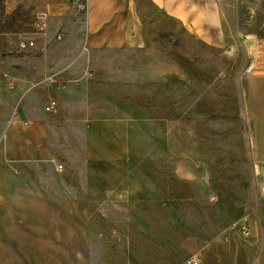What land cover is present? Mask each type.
Returning a JSON list of instances; mask_svg holds the SVG:
<instances>
[{"label": "rangeland", "instance_id": "374dc122", "mask_svg": "<svg viewBox=\"0 0 264 264\" xmlns=\"http://www.w3.org/2000/svg\"><path fill=\"white\" fill-rule=\"evenodd\" d=\"M234 2L238 21L232 30L233 45H213L193 29L168 24L153 35L139 36L136 47L123 50L130 51L132 58L103 61L101 71L114 68V75L89 76L90 82L83 88L77 85L73 92L50 88L46 82L31 83L35 87L30 93L35 94L39 110L51 115L48 130L52 135L50 140H35L36 146L28 142L35 149L39 146L31 159L53 167H10L18 165V156L12 157L5 146L17 121L16 108L23 104L21 92H14L21 85L18 68L21 59L34 52V47L20 49L18 43L28 38L36 42L33 22L37 15L34 0H0V203L22 191L30 201L42 203L26 213L27 250L0 251V264H121L129 262V256L134 264H143L145 252L138 241L152 230L153 242L169 245L170 231L165 235L160 230L168 223V213L180 208L193 212L194 181L201 184L203 217L209 216L208 197L218 194L222 201L234 197L230 207L234 218L246 215L248 197H254L257 167L250 152L243 82L248 74L264 70V0ZM10 76L15 77L13 87L8 84ZM50 96L56 104L47 112L43 106ZM60 98L64 100L58 108ZM16 125L18 136L27 139L47 127ZM83 180H105L122 193H131L132 199L122 200L133 201L132 212L114 220H96L87 218L79 203L74 205L77 213H72L69 202L74 199L67 193L81 190L71 186ZM30 181L38 185L52 181L58 187L16 186L18 182L32 186ZM48 190L55 193L48 194ZM93 206H98L96 201L90 212ZM248 216L252 219L249 212ZM250 222L252 228L245 238L254 247L247 252L245 264H264V211L259 224ZM1 223L0 219V232ZM99 223H105L98 228L104 237L96 233ZM224 223L218 244L232 233L231 221ZM240 227L235 228L240 231ZM115 231L131 236L134 251L126 252L123 241L106 251L97 250L96 245L87 249L95 243L92 235L107 243V234Z\"/></svg>", "mask_w": 264, "mask_h": 264}, {"label": "crops", "instance_id": "0c3cea01", "mask_svg": "<svg viewBox=\"0 0 264 264\" xmlns=\"http://www.w3.org/2000/svg\"><path fill=\"white\" fill-rule=\"evenodd\" d=\"M82 3L84 7L79 9L77 2L72 0H34L33 11L37 15L35 20L41 18L45 28L37 31L36 42L31 39L34 52L30 57L21 59L18 68L21 74L17 82L21 85L14 92H21L23 104H18L16 108L17 121L14 122L15 127L9 133L5 146L6 152L12 154V157L15 153L18 156L16 162L18 165L10 167H53V165L37 164L31 159L39 152V146L35 149V146L39 145L35 140L46 141L52 138L48 130L51 115L42 114L39 110L35 102V94L30 93L35 87H31V83L46 82L50 88L56 86L57 89L66 88L73 92L77 85L80 84L83 88L85 83H89L91 80L89 76L114 75L112 72L114 68L104 66L101 71L103 61L132 58L129 55L130 51L123 50H127L130 45L136 47L139 36H147L146 32L153 35L155 29L160 27L163 29L168 24L175 29H193L205 42L213 45L234 44L231 39L232 30L238 21L234 0H82ZM123 52L128 55H123ZM151 56L154 58L153 53ZM31 74L36 75L37 79L31 80L29 78ZM8 84L13 87L15 77L10 76ZM243 95V108L251 135L250 152L254 166L257 167L256 184L252 183L254 197H248L250 202L246 207L252 219L248 216V212L239 219L234 218L230 211V207L234 206V197L222 201L223 198L218 193V196L208 197L210 212L208 219L203 217L199 210L202 204L201 184L194 181L193 184H197V194L191 197L194 201L193 212L187 211V208H180L177 212L168 213L166 218L168 223L160 230L164 231L165 235L168 234V230L170 231L169 245L153 242L152 230L145 239L138 241V246H143L141 252H145L143 264H188L187 260L190 258H198V264H245V256L254 245L245 238L246 235L241 230L237 231L235 227L244 224L249 230V235L252 228V225L248 227L249 220H252L250 224L254 223L256 226L262 219L264 211V70L248 74L244 78ZM50 97L47 103L54 101L56 104V100ZM61 97H63L62 93ZM63 100L62 98L57 100L58 108L62 107ZM24 119L31 120L32 129L38 123L47 127H44L40 135H30L28 139L26 136L19 137L16 133V124L23 126ZM30 141L34 142V147H31ZM21 156L24 158H20ZM106 182L83 180L81 185H72L71 187L81 190L67 193V197L74 199L69 202L71 212L77 213L74 211L76 210L74 205L80 203L82 213L87 214V218L96 220H114L120 218L119 215L122 213H131L133 205L131 193L129 192V195L123 192L126 193L123 197L122 191L118 190L116 185L111 186ZM28 183L33 185L18 182L16 186L48 189L58 187L52 185L55 184L52 181H40V185L37 181ZM16 186L11 185V187ZM46 192L55 193L51 190ZM22 194L24 195L25 192H19L18 196H8L5 203L3 201L0 203L1 252L27 250V233L24 231L26 213L33 210L35 204L42 203L34 199L30 201ZM129 196H131L129 202L122 200ZM218 200L221 201L218 203ZM95 201L98 206H93L95 210L90 212V206L94 205ZM152 205L151 198V208ZM33 218L34 216L31 217ZM228 219L231 221V226L228 227L232 233L224 243L218 244L220 234H223L225 229L224 221ZM103 226L105 223H99L97 227L96 233L98 232L100 237H104V234L98 228ZM118 233L120 232L115 231L113 234H107L110 238L107 243H103L100 238L97 240L95 234L92 235L91 239L95 243H89L87 249L93 250L92 246L96 245L97 250L106 251L109 245L118 247L123 241L122 247L126 246V252L134 251L131 236L120 233L116 240ZM128 260L129 262L121 264L135 262L131 256Z\"/></svg>", "mask_w": 264, "mask_h": 264}, {"label": "built area", "instance_id": "2783aa9c", "mask_svg": "<svg viewBox=\"0 0 264 264\" xmlns=\"http://www.w3.org/2000/svg\"><path fill=\"white\" fill-rule=\"evenodd\" d=\"M72 1L77 2L79 9L84 7L82 0H72ZM33 26H34V29L36 31H42L45 28V23L41 18H38L37 20L34 21ZM18 45L21 49H25V48L31 47L33 45V40H31V39L20 40ZM0 63H1V59H0ZM250 70H251V67L248 69V71H250ZM54 105H55L54 101H49L44 106V109L46 111H50L53 109ZM22 124L24 127H30L32 122L29 119H24V120H22ZM240 229L245 235H248L249 230L246 228V226L244 224L241 225ZM198 261H199L198 258H190L187 260V263L188 264H198Z\"/></svg>", "mask_w": 264, "mask_h": 264}]
</instances>
